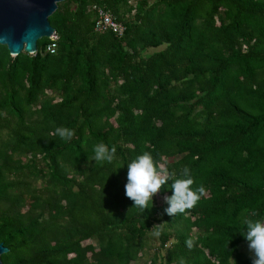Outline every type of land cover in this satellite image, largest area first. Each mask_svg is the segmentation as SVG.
Here are the masks:
<instances>
[{
    "label": "trees",
    "instance_id": "trees-1",
    "mask_svg": "<svg viewBox=\"0 0 264 264\" xmlns=\"http://www.w3.org/2000/svg\"><path fill=\"white\" fill-rule=\"evenodd\" d=\"M95 4L122 35L93 30ZM48 20L53 53L46 37L33 54L0 44L3 264H252L240 247L243 219H264V0H63ZM101 142L111 164L93 159ZM144 152L179 178L187 166L198 206L133 207L127 164Z\"/></svg>",
    "mask_w": 264,
    "mask_h": 264
},
{
    "label": "clouds",
    "instance_id": "clouds-1",
    "mask_svg": "<svg viewBox=\"0 0 264 264\" xmlns=\"http://www.w3.org/2000/svg\"><path fill=\"white\" fill-rule=\"evenodd\" d=\"M54 134L66 141H71L75 137V130L57 127ZM93 151V159L96 162L111 164L117 149L115 145L109 148L101 142L94 146ZM180 177L183 178L177 177L175 172H170L166 167L161 166L151 153L144 152L127 164L125 195L133 201V207L144 212L146 209H151L154 196L167 186L172 194L164 197L168 205L164 210L165 213L173 217L186 214L198 206L199 201L206 194V189L202 185L193 187L195 182L187 166L180 171ZM257 215L256 211L251 213L253 217ZM242 223L246 226V231L242 232V235L248 242L252 264H264V219L245 218ZM153 227L159 229V225ZM160 234V230L154 233L156 236ZM186 244L191 248L193 241L189 239ZM180 264H185L183 259Z\"/></svg>",
    "mask_w": 264,
    "mask_h": 264
},
{
    "label": "water",
    "instance_id": "water-1",
    "mask_svg": "<svg viewBox=\"0 0 264 264\" xmlns=\"http://www.w3.org/2000/svg\"><path fill=\"white\" fill-rule=\"evenodd\" d=\"M60 1L63 0H0V44L6 45L12 56L22 51L35 53L37 40L55 33L48 17ZM7 252L0 242V255Z\"/></svg>",
    "mask_w": 264,
    "mask_h": 264
},
{
    "label": "built area",
    "instance_id": "built-area-1",
    "mask_svg": "<svg viewBox=\"0 0 264 264\" xmlns=\"http://www.w3.org/2000/svg\"><path fill=\"white\" fill-rule=\"evenodd\" d=\"M92 9L95 13V19L93 22V30L95 32L101 33L105 31H110L118 36L122 35L124 30V24L121 22L116 21L112 18V16L105 11L101 6L95 4L92 5ZM56 33H53L48 39L49 42L46 45V50L50 53H53L56 48V40H57Z\"/></svg>",
    "mask_w": 264,
    "mask_h": 264
},
{
    "label": "rangeland",
    "instance_id": "rangeland-1",
    "mask_svg": "<svg viewBox=\"0 0 264 264\" xmlns=\"http://www.w3.org/2000/svg\"><path fill=\"white\" fill-rule=\"evenodd\" d=\"M152 51H153V50L150 49V50H148L146 53H150V52H152ZM154 198H155L156 202H158V203H161V202L164 200L163 196H161V195H159V194H156V195L154 196ZM153 244L155 245L156 243L153 242ZM240 250H241L242 252L250 253V252H249V249H248V245H246L245 242L241 243ZM144 262H145V257H142V258H141V261L139 262V264H144Z\"/></svg>",
    "mask_w": 264,
    "mask_h": 264
}]
</instances>
